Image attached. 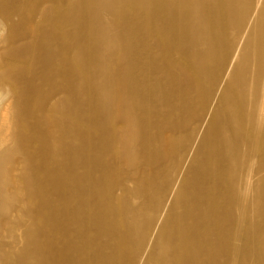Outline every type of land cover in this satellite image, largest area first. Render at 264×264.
I'll use <instances>...</instances> for the list:
<instances>
[{"label":"bare ground","instance_id":"bare-ground-1","mask_svg":"<svg viewBox=\"0 0 264 264\" xmlns=\"http://www.w3.org/2000/svg\"><path fill=\"white\" fill-rule=\"evenodd\" d=\"M1 259L264 264V0H0Z\"/></svg>","mask_w":264,"mask_h":264},{"label":"rangeland","instance_id":"rangeland-1","mask_svg":"<svg viewBox=\"0 0 264 264\" xmlns=\"http://www.w3.org/2000/svg\"><path fill=\"white\" fill-rule=\"evenodd\" d=\"M36 221L37 220H35L34 222H32L31 223V225L30 226H34V225H36ZM33 229H35L36 230V232H37V230H38V228L37 227H35V228H33ZM23 231V232H22ZM24 235V230H22V229H20L18 226H14L13 227V229H12V236L16 239L19 235ZM19 247L20 248H22V247H24V242H22V243H20L19 244ZM14 262L12 261V260H7V259H1L0 260V264H13Z\"/></svg>","mask_w":264,"mask_h":264}]
</instances>
